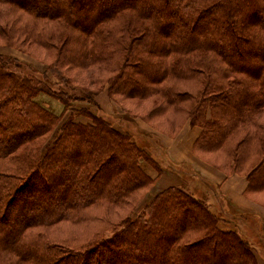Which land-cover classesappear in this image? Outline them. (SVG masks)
Here are the masks:
<instances>
[{
  "label": "trees",
  "instance_id": "16d2710c",
  "mask_svg": "<svg viewBox=\"0 0 264 264\" xmlns=\"http://www.w3.org/2000/svg\"><path fill=\"white\" fill-rule=\"evenodd\" d=\"M74 1L0 0V19L13 18L0 36L54 55L43 77L0 56V264H258L247 235L219 228L188 188L141 202L155 183L141 158L162 170L131 133L91 112L88 123L63 118L105 86L111 97L163 98L201 128L194 151L224 150L228 173L245 174L248 193L264 190V0ZM75 67L97 68L101 89L69 83Z\"/></svg>",
  "mask_w": 264,
  "mask_h": 264
},
{
  "label": "rangeland",
  "instance_id": "374dc122",
  "mask_svg": "<svg viewBox=\"0 0 264 264\" xmlns=\"http://www.w3.org/2000/svg\"><path fill=\"white\" fill-rule=\"evenodd\" d=\"M71 1L73 3V0ZM80 2V0H76L74 1V4L78 6L80 5ZM84 2H86V0ZM27 3L31 5L29 1H27ZM33 6L40 8L41 1ZM87 8L88 7H84L83 9L87 10ZM76 10L79 13L81 12L80 7ZM11 19H13L12 15L8 16L7 12L5 16L1 17L0 23L4 25L5 22H9L11 21ZM8 42L9 41L6 36H0V56L10 57L13 61L12 63H19L18 71L21 73L32 71L38 77H43L42 73L47 69V63L51 62L54 55L52 53H49L46 49L39 47L40 45L34 44L30 40V38L26 40L23 39L24 46L28 49L27 53H24L22 50H20L17 45H10ZM13 68H15V66H13ZM66 75L68 77L69 83L77 87H84L94 91L101 89V87L98 86V84H95L92 80V78L99 77L100 75V71L97 68H69L64 76ZM48 76L53 79L56 88L66 87H64L62 82L59 83L58 80L54 78L50 73H48ZM181 89H183L182 86ZM115 96L116 97H111V95L107 92V86H105L103 90L97 92L96 95H94V101L87 102L82 100L71 102V106L65 113L63 119L65 120L70 116L78 122L88 123L91 122L88 114L89 112L96 115H101L106 120L110 121L116 128L122 130L123 132L131 133L132 139L136 141L138 145L143 147L145 149L144 151L152 155L162 171L161 173H159L153 165L148 163L144 158H141V167L151 178L155 179V183L152 189L148 192L147 195H145L141 202H147L150 197L168 188L169 186L166 187L167 184H175L170 183L171 180L172 182L177 181L178 185L176 186L188 188L190 192L195 195V197L205 200L209 204L212 212L217 217H221L227 220V215L222 212H218L215 209V204L212 203H216V200L210 198L211 194L214 192L208 191V189L205 188L207 185L209 186L206 177L204 176L203 178L197 173L195 174V171H193V167L190 164L179 165L168 159L166 148H168L169 142L165 137H175L180 131L181 127L189 121L188 118H185V115L183 113L184 110L174 111L172 109H165V101L160 97L140 99L139 97L135 96H131V98H126V96L122 95ZM38 100L41 104H45L46 107H50V110L54 111L57 114H60L63 110V106L58 100L46 94L40 95L38 97ZM163 104L164 107H161V105ZM182 106L188 108L190 106V102L188 101L186 103H183ZM76 110L77 113H75ZM71 114L74 116H71ZM13 129L14 130L9 132L11 133V137L21 136L25 134V130L30 128L28 124L24 128L17 127ZM247 130L248 128L246 126L241 127V130L234 137V140H236L240 135H244ZM171 142H174L175 145L179 143L178 141ZM195 152L203 161L212 166H215L225 174H234L228 173V161H225L227 158L225 159L226 153L224 150H218L216 152H200L195 150ZM66 165L67 167H71L72 163L69 162ZM144 166L148 167V169H151L154 173V176H151L145 170ZM47 180H49V178H47ZM38 183L40 184L41 182ZM66 183H70V181H68V178ZM62 186H64V184ZM202 187L204 188L203 190H201ZM245 195L259 203L260 205L264 206V190L251 193H248L246 191ZM120 213H125V210L121 209ZM181 214L182 213L179 212L178 216H180ZM249 221L250 220L246 221L247 225L245 226V230L242 231H244V233L250 239L251 244L256 249L264 252V231H262L260 223ZM63 227V232L65 229H72V226L69 223H64ZM233 227L234 225L232 223L225 226V228L227 229H231ZM80 228V231H84L86 229L83 226H80ZM69 231L70 230H66V232H64L63 234L66 235ZM88 233L89 232L85 233L84 235H87ZM225 258L230 257L225 254L223 255V257H219L217 262L223 261Z\"/></svg>",
  "mask_w": 264,
  "mask_h": 264
},
{
  "label": "crops",
  "instance_id": "0c3cea01",
  "mask_svg": "<svg viewBox=\"0 0 264 264\" xmlns=\"http://www.w3.org/2000/svg\"><path fill=\"white\" fill-rule=\"evenodd\" d=\"M200 131L201 129L199 126L192 125L188 121L181 127L175 137L166 136L165 138H167L169 142L168 148H166L168 159L179 165L190 164L195 174L197 173L203 178L204 176L206 177L211 187L207 185L208 187L206 186L205 188L208 189V191L214 192L211 194L210 198L216 200V203L212 202L215 204V209L227 215V220L224 218L219 220V228L224 231L233 229L244 232L242 230H245V226L247 225L246 221L250 220L255 223H260V227L262 231H264V206L245 195L248 186L247 176L237 173L227 175L215 166L203 161L195 153L194 142L199 136ZM171 141H178L179 143L175 145V143ZM144 168L151 176H154L151 169H148L146 166H144ZM170 183L175 184H167L166 187L178 185L177 181L172 182L171 180ZM203 189L202 187L201 190ZM230 223H232L234 227L231 229L225 228V226ZM252 249L256 255L258 264H264V252H261V250L256 249L254 246Z\"/></svg>",
  "mask_w": 264,
  "mask_h": 264
}]
</instances>
